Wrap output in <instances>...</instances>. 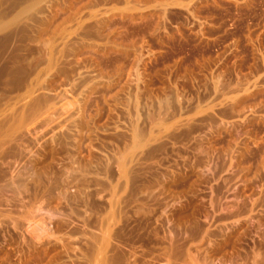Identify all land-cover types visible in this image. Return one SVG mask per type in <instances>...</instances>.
Returning <instances> with one entry per match:
<instances>
[{"label": "rangeland", "instance_id": "obj_1", "mask_svg": "<svg viewBox=\"0 0 264 264\" xmlns=\"http://www.w3.org/2000/svg\"><path fill=\"white\" fill-rule=\"evenodd\" d=\"M0 137V264H264V0H0Z\"/></svg>", "mask_w": 264, "mask_h": 264}, {"label": "bare ground", "instance_id": "obj_2", "mask_svg": "<svg viewBox=\"0 0 264 264\" xmlns=\"http://www.w3.org/2000/svg\"><path fill=\"white\" fill-rule=\"evenodd\" d=\"M17 77H19V76H17ZM7 78H8V77H7ZM8 130H9V129H8ZM6 131H7V130H6ZM1 137H2V136H1ZM1 137H0V138H1ZM8 139H9V138H8ZM1 142H2V141H1ZM0 153H1V152H0ZM259 257H260V256H259ZM260 264H261V263H260Z\"/></svg>", "mask_w": 264, "mask_h": 264}]
</instances>
